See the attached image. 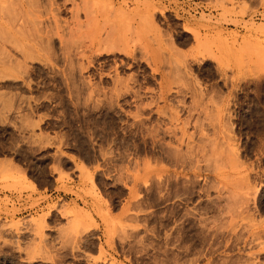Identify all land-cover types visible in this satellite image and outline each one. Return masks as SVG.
Here are the masks:
<instances>
[{
  "label": "rangeland",
  "instance_id": "1",
  "mask_svg": "<svg viewBox=\"0 0 264 264\" xmlns=\"http://www.w3.org/2000/svg\"><path fill=\"white\" fill-rule=\"evenodd\" d=\"M1 4L0 264H264V0Z\"/></svg>",
  "mask_w": 264,
  "mask_h": 264
},
{
  "label": "bare ground",
  "instance_id": "2",
  "mask_svg": "<svg viewBox=\"0 0 264 264\" xmlns=\"http://www.w3.org/2000/svg\"><path fill=\"white\" fill-rule=\"evenodd\" d=\"M0 6H2V4H1ZM24 14H25V13H24ZM24 17H25V16H24ZM24 20H25V19H24ZM26 21H27V20H26ZM14 24H15V23H14ZM14 26H15V25H14ZM14 26H13V27H14ZM18 27H19V26H18ZM26 27H27V26H26ZM22 29H23V27H22ZM22 29H21V30H22ZM5 30H6V29H5ZM7 30H8V29H7ZM16 30H19V29L16 28ZM16 30H15V31H16ZM21 30L18 31L19 34H20ZM23 31H24V29H23ZM5 32H6V31H5ZM16 32H17V31H16ZM18 32H17V33H18ZM24 32H25V31H24ZM7 33H9V35H8V34H6V35L10 36L11 32H10V31H7ZM0 34H1V33H0ZM24 34H25V33H24ZM6 35H5V37L7 38ZM11 35H12V34H11ZM20 35H21V34H20ZM2 36H3V35H2ZM9 40H10V38H9ZM15 40H16V38H14V41H15ZM25 40H26V39H25ZM14 41H13V42H14ZM6 42L9 43L8 39L6 40ZM17 42H19V43H17ZM26 42H27V41H26ZM23 43H24V42H23ZM23 43H21V41H19V39H17V41L14 42V45H11L10 48H11L12 46H14L13 49H14L16 52H20V54L22 53L21 55H23V56H24V55H27V56H28V54H27L28 51H27V49H26V44H23ZM29 44H30V43H29ZM8 45H9V44H8ZM2 46H3V45H2ZM0 48H1V47H0ZM2 49H4V50H2L3 52H2V51H1V52H2L3 55L6 54V55H5L6 58H4V59L1 58V59L4 60V61H3V60H0V62L2 61L1 63H3V64L5 63V64L10 65V64H11L10 62H11V61L13 62V59L11 58V57H13V56H14L13 58H15V59L17 60V56H15L10 50H7L6 46H5V48H2ZM28 49H29V48H28ZM11 50H12V49H11ZM2 54H1V55H2ZM7 58H8L9 60H11V61H9V62H8V61H5ZM17 62H18V61H17ZM17 62H16V63H17ZM10 66H11V65H10ZM2 68H3V67H2ZM5 69H6V67L3 68L4 71H5ZM6 70H7V69H6Z\"/></svg>",
  "mask_w": 264,
  "mask_h": 264
}]
</instances>
